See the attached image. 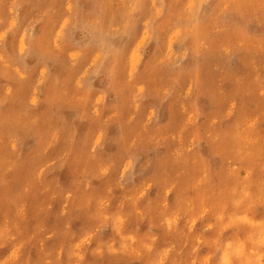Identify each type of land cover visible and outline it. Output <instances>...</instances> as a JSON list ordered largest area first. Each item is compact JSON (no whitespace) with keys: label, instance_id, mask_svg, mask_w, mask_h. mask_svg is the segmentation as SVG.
Instances as JSON below:
<instances>
[{"label":"rangeland","instance_id":"374dc122","mask_svg":"<svg viewBox=\"0 0 264 264\" xmlns=\"http://www.w3.org/2000/svg\"><path fill=\"white\" fill-rule=\"evenodd\" d=\"M0 130V264H264V0H0Z\"/></svg>","mask_w":264,"mask_h":264},{"label":"bare ground","instance_id":"6f19581e","mask_svg":"<svg viewBox=\"0 0 264 264\" xmlns=\"http://www.w3.org/2000/svg\"><path fill=\"white\" fill-rule=\"evenodd\" d=\"M76 1V0H75ZM176 3V2H175ZM194 5V4H193ZM174 8V7H173ZM102 10V9H101ZM81 13V12H80ZM40 18V17H39ZM42 20V19H41ZM23 41V40H22ZM143 43V42H142ZM138 52V51H137ZM137 59V58H136ZM4 84V83H3ZM238 90V89H237ZM260 90H262V89H260ZM103 94H104V92H103ZM244 97V96H243ZM101 98V97H100ZM100 100V99H99ZM97 101V100H96ZM142 103V102H141ZM235 104V103H234ZM98 108V107H97ZM21 110V109H20ZM8 114V113H7ZM206 114V113H205ZM9 117V116H8ZM22 117V116H21ZM37 119V118H36ZM24 122V121H23ZM217 124V123H216ZM188 125V124H187ZM36 126H37V124H36ZM209 126V125H208ZM213 126H214V124H213ZM254 126V125H253ZM56 127V126H55ZM186 127V126H185ZM38 128V127H37ZM57 128V127H56ZM1 131V130H0ZM100 131V130H99ZM3 133V132H2ZM202 134V133H201ZM207 134V133H206ZM240 134V133H239ZM220 135V134H219ZM206 136V135H205ZM218 137V136H217ZM134 139V138H133ZM216 140V139H215ZM210 142V141H209ZM188 145V144H187ZM182 154V153H181ZM218 154V153H217ZM216 154V155H217ZM32 155V154H31ZM190 155V154H189ZM108 156H110V155H108ZM45 157V156H44ZM182 158H183V156H182ZM181 158V159H182ZM185 158V157H184ZM190 158V157H189ZM44 162H46V161H44ZM184 162V161H183ZM186 162V161H185ZM262 163V162H261ZM179 165V164H178ZM20 166V165H19ZM185 168V167H184ZM174 170H175V168H173ZM219 170V169H218ZM263 170V169H262ZM224 171V170H223ZM248 172V171H247ZM184 173V172H183ZM261 173V172H260ZM182 174V173H181ZM225 174V173H224ZM177 175H178V173H177ZM180 175V174H179ZM218 175V174H217ZM244 176H246V175H244ZM178 178V177H177ZM195 178V177H194ZM222 179V178H221ZM39 181V180H38ZM178 181V180H177ZM238 181V180H237ZM1 182V181H0ZM184 185H185V183H184ZM48 186V185H47ZM121 186V185H120ZM214 187V186H213ZM264 187V186H263ZM187 188V187H186ZM215 188V187H214ZM218 188V187H217ZM234 188V187H233ZM30 189V188H29ZM28 189V190H29ZM179 191V190H178ZM186 191V190H185ZM194 191V190H193ZM32 192H33V190H32ZM40 192V191H39ZM171 192V191H170ZM216 192V191H215ZM219 192V191H218ZM181 193V192H180ZM179 193V194H180ZM32 194V193H31ZM37 194V193H36ZM182 194V193H181ZM17 195V194H16ZM207 195V194H206ZM186 196V195H185ZM191 197V196H190ZM182 198V197H181ZM189 198V197H188ZM5 199V198H4ZM24 199V198H23ZM36 199V198H35ZM191 199V198H190ZM185 200V199H184ZM202 200V199H201ZM24 201H25V199H24ZM189 201V200H188ZM191 201V200H190ZM37 202V201H36ZM264 202V201H263ZM189 204V203H188ZM202 204H203V202H202ZM43 207V206H42ZM41 207V208H42ZM219 207V206H218ZM187 208V207H186ZM190 208H191V205H190ZM64 209V208H63ZM161 209H163V208H161ZM185 209V208H184ZM138 210V209H137ZM143 210V209H142ZM250 210V209H249ZM44 211V210H43ZM67 211V210H66ZM65 211V212H66ZM220 211H222V210H220ZM38 212V211H37ZM144 212V211H143ZM192 212V211H191ZM4 213V212H3ZM96 213V212H95ZM160 213V212H159ZM6 214V213H5ZM177 214V213H176ZM201 214V213H200ZM157 215H158V213H157ZM163 215H164V213H163ZM5 216V215H4ZM7 216V215H6ZM19 216V215H18ZM34 216V215H33ZM108 216V215H107ZM26 218H28V217H26ZM37 218V217H36ZM6 219V218H5ZM8 219V218H7ZM124 219V218H123ZM101 220V219H100ZM41 223V222H40ZM34 225H35V223H34ZM23 226V225H22ZM41 226V225H40ZM69 226V225H68ZM162 226V225H161ZM25 227H26V225H25ZM38 227V226H37ZM43 227H45V226H43ZM10 228V227H9ZM40 228V227H39ZM42 228V227H41ZM123 228V227H122ZM120 229V228H119ZM11 230V229H10ZM9 230V231H10ZM39 230V229H38ZM15 231V230H14ZM14 231H13V233H14ZM34 231H37V230H34ZM218 232V231H217ZM94 233V232H93ZM219 233V232H218ZM16 234V233H15ZM29 236V235H28ZM48 236V235H47ZM133 236V235H132ZM90 237V236H89ZM182 237V236H181ZM197 237V236H196ZM1 241V240H0ZM29 241V240H28ZM168 241V240H167ZM152 243V242H151ZM24 244V243H23ZM183 244H185L184 242H183ZM147 246H149V245H147ZM145 247V246H144ZM194 247V246H193ZM20 248V247H19ZM27 249V248H26ZM27 251V250H26ZM44 251V250H43ZM45 252V251H44ZM192 252V251H191ZM208 252V251H207ZM165 253V252H164ZM24 254H26V253H24ZM140 254H141V251H140ZM189 255V254H188ZM17 258V257H16ZM46 258V257H45ZM105 258V257H104ZM112 258V257H111ZM133 258V257H132ZM27 259V258H26ZM29 259V258H28ZM193 259V258H192ZM25 260V259H24ZM58 260V259H57ZM56 260V261H57ZM261 260V259H260ZM7 261V260H6ZM20 261V260H19ZM30 261V260H29ZM55 262V261H54ZM60 262V261H59ZM58 263V262H57ZM5 264V263H4ZM54 264V263H53Z\"/></svg>","mask_w":264,"mask_h":264}]
</instances>
